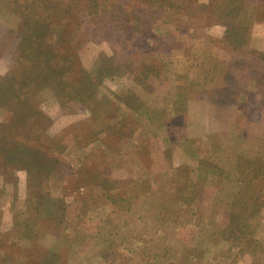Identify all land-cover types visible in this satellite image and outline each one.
Segmentation results:
<instances>
[{"label":"rangeland","instance_id":"374dc122","mask_svg":"<svg viewBox=\"0 0 264 264\" xmlns=\"http://www.w3.org/2000/svg\"><path fill=\"white\" fill-rule=\"evenodd\" d=\"M0 264H264V0H0Z\"/></svg>","mask_w":264,"mask_h":264}]
</instances>
